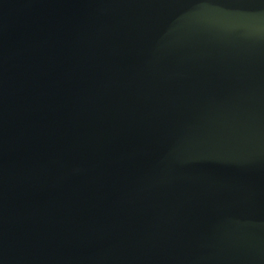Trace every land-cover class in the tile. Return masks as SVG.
I'll return each mask as SVG.
<instances>
[{
  "label": "water",
  "instance_id": "1",
  "mask_svg": "<svg viewBox=\"0 0 264 264\" xmlns=\"http://www.w3.org/2000/svg\"><path fill=\"white\" fill-rule=\"evenodd\" d=\"M0 264H264V0H0Z\"/></svg>",
  "mask_w": 264,
  "mask_h": 264
}]
</instances>
